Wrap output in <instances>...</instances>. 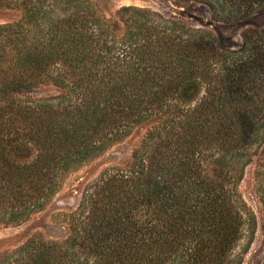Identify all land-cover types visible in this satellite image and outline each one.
<instances>
[{
  "label": "trees",
  "instance_id": "16d2710c",
  "mask_svg": "<svg viewBox=\"0 0 264 264\" xmlns=\"http://www.w3.org/2000/svg\"><path fill=\"white\" fill-rule=\"evenodd\" d=\"M5 1L20 17L0 24L1 223L147 128L129 162L83 188L64 240L32 235L0 264H240L254 215L237 187L255 155L264 177V28L232 47L147 8L115 20L92 0ZM194 1L215 21L264 12V0Z\"/></svg>",
  "mask_w": 264,
  "mask_h": 264
},
{
  "label": "rangeland",
  "instance_id": "374dc122",
  "mask_svg": "<svg viewBox=\"0 0 264 264\" xmlns=\"http://www.w3.org/2000/svg\"><path fill=\"white\" fill-rule=\"evenodd\" d=\"M99 13L105 18H119L123 6L147 8L165 18L176 20L188 27L209 30L225 38L226 43L238 47L240 34L248 28H264V12H255L250 21L235 19L231 22L215 21L208 7L194 0H92ZM20 12L0 2V24L19 19ZM0 80L1 77H0ZM42 95L55 92L51 85L38 87ZM147 125L136 126L131 132L115 142L99 155L87 160L64 174L58 191L41 210L32 213L18 224L0 222V252L10 251L32 235L46 239L64 240L69 233L68 214L72 212L83 188L106 168L122 167L131 158L133 149L145 134ZM258 156L252 157L245 167L237 190L247 207L253 212L252 233L246 234L238 244L236 252L241 253L240 264H264V177L258 171Z\"/></svg>",
  "mask_w": 264,
  "mask_h": 264
}]
</instances>
